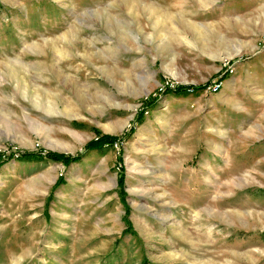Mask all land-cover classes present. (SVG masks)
I'll return each instance as SVG.
<instances>
[{"label":"rangeland","instance_id":"1","mask_svg":"<svg viewBox=\"0 0 264 264\" xmlns=\"http://www.w3.org/2000/svg\"><path fill=\"white\" fill-rule=\"evenodd\" d=\"M0 264H264V0H0Z\"/></svg>","mask_w":264,"mask_h":264},{"label":"trees","instance_id":"2","mask_svg":"<svg viewBox=\"0 0 264 264\" xmlns=\"http://www.w3.org/2000/svg\"><path fill=\"white\" fill-rule=\"evenodd\" d=\"M224 80V76L218 78L217 82H221ZM204 90V87H177L175 88L173 91L169 90V89H165L164 91H162V94H172L174 96H183L186 97L189 95V93L194 94L197 92H201ZM156 100V96L148 98L146 103H154V101ZM149 105V104H148ZM151 106V105H150ZM128 135V134H127ZM127 135H125L124 137H126ZM123 137V138H124ZM118 141V139H115L113 137H109V136H101L99 135V137L90 142L89 144H87L86 146L83 147L81 154H85L87 151L92 150V149H98L99 147H101L102 145H113L116 144V142ZM27 157H25V160ZM79 157L77 158H70L69 156H60V155H56V154H52V153H47L45 160L47 162H52V161H62V162H69V161H73V160H77ZM24 160V157L22 158Z\"/></svg>","mask_w":264,"mask_h":264},{"label":"built area","instance_id":"3","mask_svg":"<svg viewBox=\"0 0 264 264\" xmlns=\"http://www.w3.org/2000/svg\"><path fill=\"white\" fill-rule=\"evenodd\" d=\"M226 73H232V69L229 67L226 71ZM222 83L221 82H217L214 83L213 85L208 87V91H210L211 93H216L221 89Z\"/></svg>","mask_w":264,"mask_h":264}]
</instances>
